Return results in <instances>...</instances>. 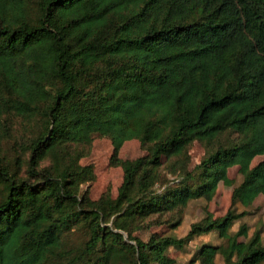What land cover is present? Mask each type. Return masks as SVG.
Masks as SVG:
<instances>
[{"label": "trees", "instance_id": "trees-1", "mask_svg": "<svg viewBox=\"0 0 264 264\" xmlns=\"http://www.w3.org/2000/svg\"><path fill=\"white\" fill-rule=\"evenodd\" d=\"M0 264H175L170 248L215 233L192 263L264 264V223L248 235L236 205L264 195V0H0ZM108 137L115 197L91 199L81 146ZM137 139L146 153L119 158ZM205 155L189 168L187 147ZM174 175L163 181L161 167ZM242 176L226 213L175 230L191 200H212L228 168Z\"/></svg>", "mask_w": 264, "mask_h": 264}, {"label": "rangeland", "instance_id": "rangeland-1", "mask_svg": "<svg viewBox=\"0 0 264 264\" xmlns=\"http://www.w3.org/2000/svg\"><path fill=\"white\" fill-rule=\"evenodd\" d=\"M31 133L30 126L19 119H14L12 123H8L7 133L0 139V149L5 152L10 158L21 153L20 144L26 140ZM84 156L80 159L82 165L91 164L95 178L93 181L85 183L81 186V191L87 189L88 195L91 199H97L105 192H108L111 197H115L117 189L122 181V169L120 166H114L109 163V157L112 152V145L108 137L95 135L89 145L81 146ZM146 153V148L141 146L137 139H130L123 143L119 150V158L121 159H135ZM187 154L189 159V168H193L205 155L208 154L207 147L202 141H193L187 147ZM264 160V155L255 156L250 166L257 164ZM161 175L163 181H171L174 175L169 171L168 163L161 167ZM227 176L229 182H220L217 190L211 201L206 202L203 199L191 200L183 210V220L178 228L169 231L168 226L153 225L150 228L143 229L135 234L147 240L152 232L170 233L177 237H182L189 230L190 224L202 218L204 212H210L214 217L222 216L230 207V194L234 185L241 182L242 176L238 171L237 166L228 168ZM234 210L237 212L245 210L247 214L238 220L233 230H236L241 223H246L248 226V235H252L256 229H262L264 223V195L259 194L249 207L236 205ZM221 240L215 233H207L195 237L183 250H176L170 248L168 253L175 260V264H199L192 263L193 254L195 250L203 243L217 244ZM216 262L223 264L221 256L217 255Z\"/></svg>", "mask_w": 264, "mask_h": 264}]
</instances>
